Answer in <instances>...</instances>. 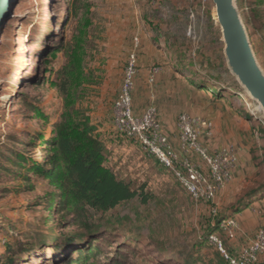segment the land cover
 <instances>
[{
  "label": "rangeland",
  "instance_id": "374dc122",
  "mask_svg": "<svg viewBox=\"0 0 264 264\" xmlns=\"http://www.w3.org/2000/svg\"><path fill=\"white\" fill-rule=\"evenodd\" d=\"M234 4L264 73V0ZM223 49L211 0H8L0 14V264H60L64 257L72 264H227L210 235L236 256L228 242H240L243 230L234 215L250 191H264V161L252 160H264V123ZM133 52L135 115L149 105L168 113L183 84L204 106L228 114L234 130L244 126L250 167L234 171L214 202L191 200L170 171L113 131V103ZM151 68L158 69L152 85ZM65 74L66 95L60 91ZM69 111L93 128L105 166L154 196L147 204L134 199L90 212L94 237L70 219L61 226L62 214L54 215L57 222L49 217L54 210L46 194L54 189L16 163L17 155L42 163L54 126ZM230 219L237 225L233 238L226 231ZM67 238L78 239L54 249Z\"/></svg>",
  "mask_w": 264,
  "mask_h": 264
},
{
  "label": "built area",
  "instance_id": "2783aa9c",
  "mask_svg": "<svg viewBox=\"0 0 264 264\" xmlns=\"http://www.w3.org/2000/svg\"><path fill=\"white\" fill-rule=\"evenodd\" d=\"M127 64L122 85L113 103V131L133 140L143 153L153 157L170 171L191 200L214 202L218 192L232 180L236 168L232 150L211 153L202 145L200 139L202 132L210 134V123L205 119L181 113L177 120L179 152L175 151L163 132L154 106H148L139 116L134 115L132 93L136 67L135 52L129 55ZM157 75V68L149 70L150 85L154 84ZM193 156L198 158L203 167L193 161ZM226 223V231L233 238V231L237 230L236 222L230 219ZM208 240L219 250L227 264H257L259 258L264 257L263 229L257 230L236 256H229L216 236L211 235Z\"/></svg>",
  "mask_w": 264,
  "mask_h": 264
},
{
  "label": "trees",
  "instance_id": "16d2710c",
  "mask_svg": "<svg viewBox=\"0 0 264 264\" xmlns=\"http://www.w3.org/2000/svg\"><path fill=\"white\" fill-rule=\"evenodd\" d=\"M68 83L65 74L60 86L64 95L67 94ZM47 149L42 163L27 164L20 155L16 156V163L20 168L22 163L26 164L28 173L42 177L54 189V193L46 194V202L54 210L49 217L62 214L58 219L62 221L61 226L70 219V225L82 230L88 237H94L97 230L90 222V212L106 213L134 199L141 204L154 199L146 191L145 184L133 189L129 182L119 179L113 170L105 166L104 145L93 134V128L73 111L61 114L60 122L54 126L47 141ZM252 160L264 161L257 155ZM259 190L262 189L250 193L252 195ZM54 219L57 222V218ZM77 239L67 238L64 245L56 244L54 249L69 247ZM62 261L60 264H72L69 257H64ZM13 262L12 259L7 260L8 264Z\"/></svg>",
  "mask_w": 264,
  "mask_h": 264
},
{
  "label": "crops",
  "instance_id": "0c3cea01",
  "mask_svg": "<svg viewBox=\"0 0 264 264\" xmlns=\"http://www.w3.org/2000/svg\"><path fill=\"white\" fill-rule=\"evenodd\" d=\"M177 87L178 93L174 97V101L177 102L175 105L170 106L168 113L152 105L156 108L158 120L163 128V132L172 144V147L174 149H176V146L179 147V143H175L179 134L177 126L178 114L186 113L190 116L205 119L210 123V134L206 135L202 132L200 137L202 145L205 148L212 153L231 149L236 160L235 171H238L239 174L247 170L248 167H250L251 149L246 141L244 126L241 128L237 127V129L234 130L231 126L228 114L224 115L219 111L204 106L205 103L202 102L203 100H201L199 95L195 91H192L190 87L183 84H177ZM198 99L200 100V105H198ZM195 160L197 164L202 166L198 159ZM234 217L243 230V236H239L238 239L241 238L240 242L230 240L228 244H230V247L232 246V250L239 251L248 243L249 236L252 234L254 235L259 229L264 230V191L259 190L252 194L244 210L236 213ZM257 264H264V257H260Z\"/></svg>",
  "mask_w": 264,
  "mask_h": 264
},
{
  "label": "water",
  "instance_id": "95a60500",
  "mask_svg": "<svg viewBox=\"0 0 264 264\" xmlns=\"http://www.w3.org/2000/svg\"><path fill=\"white\" fill-rule=\"evenodd\" d=\"M211 1L216 12L228 67L238 83L262 110L264 123V73L255 60L234 0ZM1 2L0 0V6Z\"/></svg>",
  "mask_w": 264,
  "mask_h": 264
},
{
  "label": "bare ground",
  "instance_id": "6f19581e",
  "mask_svg": "<svg viewBox=\"0 0 264 264\" xmlns=\"http://www.w3.org/2000/svg\"><path fill=\"white\" fill-rule=\"evenodd\" d=\"M2 2H1V6H0V8H1V12H2V10L4 9V7H5V5H6V3H7V1L8 0H1ZM214 12H215V9H214ZM215 16H216V12H215ZM216 21H217V16H216ZM247 95L249 96V94L247 93ZM250 97V96H249ZM257 109H258V111H260V112H262V110L260 109V107L257 105ZM263 114V113H262Z\"/></svg>",
  "mask_w": 264,
  "mask_h": 264
}]
</instances>
